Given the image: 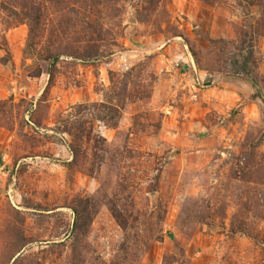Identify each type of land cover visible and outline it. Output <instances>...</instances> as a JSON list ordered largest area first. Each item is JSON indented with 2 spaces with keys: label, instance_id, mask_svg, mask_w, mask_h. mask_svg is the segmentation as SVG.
Segmentation results:
<instances>
[{
  "label": "rangeland",
  "instance_id": "obj_1",
  "mask_svg": "<svg viewBox=\"0 0 264 264\" xmlns=\"http://www.w3.org/2000/svg\"><path fill=\"white\" fill-rule=\"evenodd\" d=\"M0 264H264V0H0Z\"/></svg>",
  "mask_w": 264,
  "mask_h": 264
}]
</instances>
